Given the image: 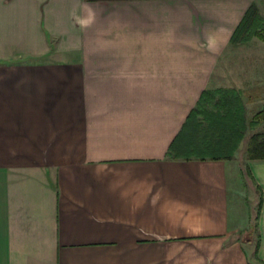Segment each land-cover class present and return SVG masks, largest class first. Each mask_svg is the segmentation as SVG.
<instances>
[{"label":"crops","instance_id":"crops-1","mask_svg":"<svg viewBox=\"0 0 264 264\" xmlns=\"http://www.w3.org/2000/svg\"><path fill=\"white\" fill-rule=\"evenodd\" d=\"M251 3L0 0V264H264L247 131L230 160L189 151L223 92L245 122L260 99L225 68Z\"/></svg>","mask_w":264,"mask_h":264},{"label":"rangeland","instance_id":"rangeland-1","mask_svg":"<svg viewBox=\"0 0 264 264\" xmlns=\"http://www.w3.org/2000/svg\"><path fill=\"white\" fill-rule=\"evenodd\" d=\"M251 2L252 3L250 6L255 7L257 16H253L248 21L247 28L244 29L245 33L241 38H239V41H237L236 43L231 42V45L229 46L227 51L228 55L226 54V62L228 60L229 62L226 63L227 66L225 67L226 73L229 77L228 79H230V85L234 86L235 82L240 84L242 83L241 89L243 90V92L257 88L258 91L256 92V95L260 98L256 101V103H253L251 105H249V103L247 102V119L245 122V131H247L245 133L246 139H244L242 143L241 139L237 144L236 147L238 148L239 144L241 143L235 156L236 161L239 164H242V166H244L245 162L247 161L246 147L249 138L255 134L264 135V118L262 117L263 115L258 118L255 117L256 114L264 110V40H260L256 36L252 35L255 30H258L261 34L264 35V0H251ZM211 94L212 98L210 99H212L213 101L215 100L214 98H217L214 96H219L218 91ZM249 94L251 93L246 92L245 94H242L241 92L240 95L242 98H248ZM208 105L209 106H207L206 108H210L211 106L213 107L212 102H209ZM210 150L211 149L205 147V143H201L197 148L190 147L189 151L202 153L206 151L210 152ZM248 185L251 187L250 183ZM256 195L258 198L259 194L257 191ZM257 200L258 199H256V201ZM252 223L253 221L251 222V224ZM251 229V233H253V226ZM242 237L246 239L247 235L245 237L243 235Z\"/></svg>","mask_w":264,"mask_h":264},{"label":"trees","instance_id":"trees-1","mask_svg":"<svg viewBox=\"0 0 264 264\" xmlns=\"http://www.w3.org/2000/svg\"><path fill=\"white\" fill-rule=\"evenodd\" d=\"M256 15V9L254 6H250L242 21L235 30L231 42L236 43L244 35V29L247 28L248 21ZM257 16V15H256ZM260 40H264V35L261 34L258 30H255L252 34ZM212 98V94L209 92H204L200 98V102L196 109L192 111L190 117L192 118L195 115L204 114V109L201 107V101L209 100ZM214 107L217 110L214 113L213 117L210 120L207 113L205 112L204 119L209 121L208 125H204L200 130L202 137L197 142H193L192 148H197L199 144L205 143V147L211 149L210 152L202 153H211L209 156H195L200 159H215V160H230L233 158V153L236 150L237 144L243 138L244 131L246 129L245 120H244V110L242 102L236 92H223L222 97L214 102ZM224 109L221 112L220 109ZM263 115V116H262ZM264 118V110L256 114L255 117ZM218 127V129H217ZM213 129L218 131L219 134H213ZM193 154V152H191ZM199 153V152H194ZM246 159L247 161H264V135L255 134L250 137L246 147ZM244 177H250V172L248 167L244 168ZM252 180V179H251Z\"/></svg>","mask_w":264,"mask_h":264}]
</instances>
